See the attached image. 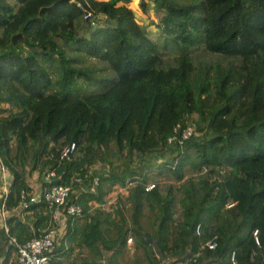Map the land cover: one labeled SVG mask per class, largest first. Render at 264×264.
I'll use <instances>...</instances> for the list:
<instances>
[{
    "label": "trees",
    "instance_id": "16d2710c",
    "mask_svg": "<svg viewBox=\"0 0 264 264\" xmlns=\"http://www.w3.org/2000/svg\"><path fill=\"white\" fill-rule=\"evenodd\" d=\"M129 1L0 0L4 209L30 193L29 166L43 187L79 178L65 204L81 215L66 216L65 235L91 254L83 264H120L129 233L147 264H227L231 251L236 264H264V0H137L144 14L150 3L156 32ZM188 122V138L167 142ZM152 171L165 178L145 191ZM19 212L7 236L24 243L49 207L26 199ZM213 236L216 247H202Z\"/></svg>",
    "mask_w": 264,
    "mask_h": 264
},
{
    "label": "built area",
    "instance_id": "2783aa9c",
    "mask_svg": "<svg viewBox=\"0 0 264 264\" xmlns=\"http://www.w3.org/2000/svg\"><path fill=\"white\" fill-rule=\"evenodd\" d=\"M90 16V13L87 10H83V17L87 18ZM180 128V124L176 123L173 127V135H170L166 140L167 142H171L173 140H177L178 143H181L183 140L188 138L193 133V124L188 122L185 126L180 129L179 135H177L178 130ZM74 149L73 144L65 145L60 150V159H69L71 152ZM38 173L37 169H34ZM27 172V169L24 170V173ZM31 172V171H30ZM54 176L53 170H45L42 174V179L45 182H48ZM11 181V173L8 166L3 163L0 159V216L3 220V232L7 236V227L4 223L6 218L8 217V213H17L20 209L26 207V199L28 202H35L40 198L47 203L49 207V218L46 226L40 229L36 234L31 236L24 243H18L14 237L7 236L9 243L14 248L15 258L9 264H62L58 262L52 257V250L59 243L61 238V231L58 229V225L66 218L67 215L80 216L81 215V207L74 203L70 202L65 204V199L69 197L71 193H73L72 186L75 182L79 181V178H71L68 183L65 184H52L49 186H40L38 187V191L36 193H28L24 190L20 191V199L21 203L18 207L10 210H6L3 207L4 199L8 193L9 182ZM96 183V178L93 180V184ZM137 183V179L126 180L122 186L116 188L115 192L109 194V197L105 201V205L112 202L114 197L113 193L120 192L121 194H125L127 190ZM153 187L152 182L145 183L143 189L145 191L150 190ZM92 206H95L94 202H91ZM103 205V206H105ZM231 204H227L229 207ZM101 206V205H100ZM199 224H196L194 227V233L199 235L200 232ZM255 231H253V237L255 243L257 240L255 238ZM126 244H134V237L129 233L126 238ZM202 247H205L209 250H213L216 247L215 237L207 239ZM152 256L150 258H157V253L155 249L150 247ZM150 260V259H149ZM149 264H152L151 261ZM161 264H165V262H161ZM185 264V263H184ZM227 264H236L234 251H231L227 258Z\"/></svg>",
    "mask_w": 264,
    "mask_h": 264
},
{
    "label": "crops",
    "instance_id": "0c3cea01",
    "mask_svg": "<svg viewBox=\"0 0 264 264\" xmlns=\"http://www.w3.org/2000/svg\"><path fill=\"white\" fill-rule=\"evenodd\" d=\"M31 180H37L39 181L38 187L40 186V180L38 178V173L35 171H31L29 173ZM28 180V176H27ZM28 187L30 188L31 193H36L38 191V187L36 191H34L33 186L28 184ZM107 209V207H104ZM20 211V210H19ZM13 213L17 214L20 218V220H24L23 216L24 214L21 212ZM11 213H8V217L11 216ZM26 215L29 214V212L25 213ZM7 217V218H8ZM80 224L84 222L83 219L79 220ZM5 225L6 222L4 221ZM29 227L31 230V233L33 232L32 222L31 220L28 221ZM65 219L61 222V224L58 225L59 231H61V238L59 240V243L57 244L56 248L60 246V244L64 245V249L59 251V253L55 252L56 250H53L52 257L57 260L58 262H61L62 264H83L86 261H90L92 259L91 254L87 251L84 247H78L77 241L79 237L75 235L73 232L68 233V235H65L66 229H65ZM73 231V230H72ZM126 244V243H125ZM137 258L141 264H147L146 260L142 259V253L140 248L134 247V244H126V252L121 258L120 264H133L132 259ZM15 258L14 248L9 243L7 236L3 232V220L0 216V264H9L11 261H13ZM125 259V260H124Z\"/></svg>",
    "mask_w": 264,
    "mask_h": 264
},
{
    "label": "rangeland",
    "instance_id": "374dc122",
    "mask_svg": "<svg viewBox=\"0 0 264 264\" xmlns=\"http://www.w3.org/2000/svg\"><path fill=\"white\" fill-rule=\"evenodd\" d=\"M127 6L133 10L135 19L138 21V23L141 25V27L143 29H145L147 32H156V28L154 27L155 17L153 15L152 11H151L150 3H147V10L149 12L148 14H144V13H142L140 11V9L137 6V0H130L127 3ZM151 37H153V36H151ZM26 168H27V171H29V166H26ZM88 168L91 171H93V170H97V171L101 170L100 169V163H98V162L91 164L90 167H88ZM26 173H27V176H28V180H26L27 183L28 184L30 183V185L33 186L34 191H36V189L38 187V184H39L38 179L37 180H31L29 172H26ZM164 176L165 175H162L160 177L155 176L154 171H152L149 174V183L150 182H155V181H159V183H161V182H163V179L165 178ZM113 194H114V197L111 198L112 202L115 201V199L117 200V198H120L119 201H122V198L125 196L124 194H121L120 192L113 193ZM111 203L106 204L104 207H108ZM124 207H126V205H124ZM126 210L127 209H125V211ZM124 215L127 216V214H124Z\"/></svg>",
    "mask_w": 264,
    "mask_h": 264
}]
</instances>
